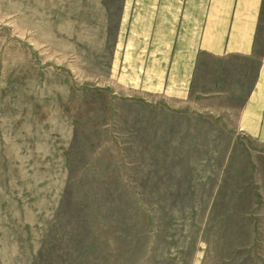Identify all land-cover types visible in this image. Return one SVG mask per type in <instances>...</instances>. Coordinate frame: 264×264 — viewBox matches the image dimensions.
<instances>
[{
	"label": "rangeland",
	"instance_id": "374dc122",
	"mask_svg": "<svg viewBox=\"0 0 264 264\" xmlns=\"http://www.w3.org/2000/svg\"><path fill=\"white\" fill-rule=\"evenodd\" d=\"M188 4L210 22L213 0H0V264H264L247 193L205 219L207 203H137L118 177L147 178L148 124L124 115L142 114L160 16Z\"/></svg>",
	"mask_w": 264,
	"mask_h": 264
},
{
	"label": "crops",
	"instance_id": "0c3cea01",
	"mask_svg": "<svg viewBox=\"0 0 264 264\" xmlns=\"http://www.w3.org/2000/svg\"><path fill=\"white\" fill-rule=\"evenodd\" d=\"M259 2L213 0L206 25L204 5L188 4L170 18L160 16L149 41L166 46L154 55L149 52L142 87L148 96L132 104L142 114L124 115L148 124L150 158L141 169L147 178H133L128 167L118 174L133 201L195 203L197 211L198 204L207 203L205 219L216 218L220 202L240 203L247 193L252 242L264 228L258 227L257 212L264 211V23L258 18ZM205 58L211 59L210 67ZM235 64L244 65L242 72L233 71ZM248 139L262 146L253 148ZM116 149L126 154L124 144L118 142ZM89 173L103 181L113 169L91 167ZM148 212L150 218L158 217L152 206Z\"/></svg>",
	"mask_w": 264,
	"mask_h": 264
}]
</instances>
